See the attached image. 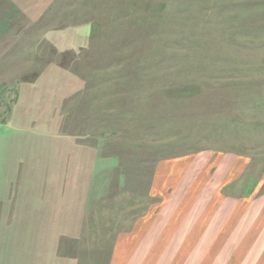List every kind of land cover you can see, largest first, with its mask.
I'll list each match as a JSON object with an SVG mask.
<instances>
[{"label": "rangeland", "instance_id": "1", "mask_svg": "<svg viewBox=\"0 0 264 264\" xmlns=\"http://www.w3.org/2000/svg\"><path fill=\"white\" fill-rule=\"evenodd\" d=\"M41 24L0 62V184H52L36 264H107L157 166L263 180L264 0H59Z\"/></svg>", "mask_w": 264, "mask_h": 264}, {"label": "crops", "instance_id": "2", "mask_svg": "<svg viewBox=\"0 0 264 264\" xmlns=\"http://www.w3.org/2000/svg\"><path fill=\"white\" fill-rule=\"evenodd\" d=\"M58 1L0 0V62L25 52L15 40L19 30L43 26L41 21ZM3 125L0 120V143ZM184 161L156 167L152 206L113 238L107 264H197L195 256H203L198 264L231 263L229 258L213 262L217 255L243 256L236 264H264V177L243 187L238 182L241 161L235 157L219 160L214 172L212 167L202 169L185 182L190 164H180ZM200 176L211 177L209 183H201ZM181 192L183 197H177ZM51 201V183L0 184V264H36L39 234L52 222Z\"/></svg>", "mask_w": 264, "mask_h": 264}]
</instances>
